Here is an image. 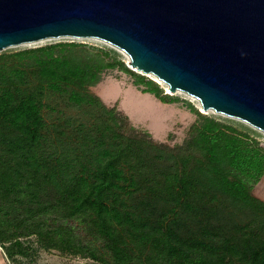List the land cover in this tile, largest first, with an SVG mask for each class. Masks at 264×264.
<instances>
[{"label": "trees", "instance_id": "1", "mask_svg": "<svg viewBox=\"0 0 264 264\" xmlns=\"http://www.w3.org/2000/svg\"><path fill=\"white\" fill-rule=\"evenodd\" d=\"M164 103L113 49L59 41L0 52V247L12 264L58 251L93 264H264V143L201 112L159 142L91 88L107 70ZM49 93L83 110L50 124ZM91 121H90V119Z\"/></svg>", "mask_w": 264, "mask_h": 264}, {"label": "water", "instance_id": "2", "mask_svg": "<svg viewBox=\"0 0 264 264\" xmlns=\"http://www.w3.org/2000/svg\"><path fill=\"white\" fill-rule=\"evenodd\" d=\"M98 38L205 110L264 131V0H0V51Z\"/></svg>", "mask_w": 264, "mask_h": 264}, {"label": "rangeland", "instance_id": "3", "mask_svg": "<svg viewBox=\"0 0 264 264\" xmlns=\"http://www.w3.org/2000/svg\"><path fill=\"white\" fill-rule=\"evenodd\" d=\"M59 41H76L91 45L113 48L117 50L126 64L133 69L129 64V56L122 49L98 38H74V37H59L49 38L32 43H25L18 46L9 47L7 49L30 48L47 43ZM5 49V50H7ZM4 51V50H2ZM0 51V52H2ZM136 72L145 75L147 78L155 80L163 89L164 93L181 98V100L171 103H164L156 98L151 93H145L141 87L134 84L133 78L117 69L107 70L103 73L101 81L93 86L91 90L98 94L100 98L108 106L116 105L118 109L123 110L130 118L132 124L138 129L148 131L154 139L159 142H167L171 145L181 144L188 136L189 128L196 119V115L191 112L189 107L184 103L187 100L194 104L201 112L214 116L216 118L234 121L241 123L258 133L260 140L264 143V131L238 118H234L223 113L216 112L212 109L205 110L200 101L191 95L175 91L170 92L165 82L159 80L152 74L139 71ZM163 82V83H162ZM46 102L53 109L45 110L46 118L50 124L58 122L57 115L59 111H64L60 116L77 117L81 121L85 118L83 110L70 106L68 102L58 94L49 93ZM90 119V117H89ZM91 121V119H90ZM253 192L256 196L264 200V176L261 181L255 185ZM0 264H12L6 257L4 250L0 247ZM31 264H93L91 261L81 259L69 255H62L58 251H42L35 255Z\"/></svg>", "mask_w": 264, "mask_h": 264}, {"label": "bare ground", "instance_id": "4", "mask_svg": "<svg viewBox=\"0 0 264 264\" xmlns=\"http://www.w3.org/2000/svg\"><path fill=\"white\" fill-rule=\"evenodd\" d=\"M133 69H134V68H133ZM147 74L150 75L151 73H147ZM152 75H153V74H152ZM154 76H155V75H154ZM155 77L158 78L157 76H155ZM158 79H159V78H158ZM159 80H161V79H159ZM161 81H162V80H161ZM163 82H164V81H163ZM163 82H162V83H163ZM165 84L167 85V88H168V90H169L170 92H175V91H171V90L169 89V85H168L167 83H165ZM177 91H181V90H177ZM177 91H176V92H177ZM182 92H184V91H182ZM185 93H186V92H185ZM187 94H188V93H187ZM191 97H193V96L191 95ZM194 98H195V97H194ZM196 99H197V98H196ZM197 100H198V99H197Z\"/></svg>", "mask_w": 264, "mask_h": 264}]
</instances>
